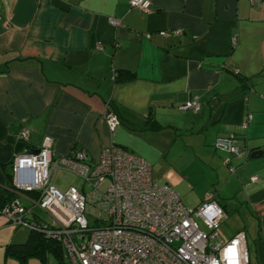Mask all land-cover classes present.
I'll use <instances>...</instances> for the list:
<instances>
[{
    "label": "crops",
    "instance_id": "1",
    "mask_svg": "<svg viewBox=\"0 0 264 264\" xmlns=\"http://www.w3.org/2000/svg\"><path fill=\"white\" fill-rule=\"evenodd\" d=\"M195 97L199 110L179 108ZM107 109L120 120L113 131ZM23 119L26 142L16 140ZM230 133L247 157L214 148ZM46 135L55 156L83 149L90 162L119 145L151 176L166 158H203L218 189L208 183L193 206L213 193L235 223L221 237L243 232L249 264H264V0H145L143 11L129 0H0V264H19L14 246L31 234L1 209L18 200L28 218H46L11 170L13 155L36 151Z\"/></svg>",
    "mask_w": 264,
    "mask_h": 264
},
{
    "label": "built area",
    "instance_id": "2",
    "mask_svg": "<svg viewBox=\"0 0 264 264\" xmlns=\"http://www.w3.org/2000/svg\"><path fill=\"white\" fill-rule=\"evenodd\" d=\"M129 5L145 10V0H129ZM109 23L120 25L115 18H109ZM179 108L197 111L200 103L190 98ZM105 120L112 131L120 125L117 114L109 109ZM245 127L246 122L241 129ZM28 138L29 125L23 119L16 140ZM52 144L46 135L36 151L14 154L11 164L14 186L36 192L37 206L46 218H28L31 209L18 200L6 204L1 214L13 226L57 241L67 264H249L243 232L226 240L221 237L226 213L213 193H207L198 205L187 206L170 186L152 179L145 159L124 147L105 146L98 160L90 162L83 149L55 156ZM213 146L237 157L249 154L241 152L234 133L217 137ZM60 169L79 176L87 191L74 186L58 189L53 181Z\"/></svg>",
    "mask_w": 264,
    "mask_h": 264
},
{
    "label": "rangeland",
    "instance_id": "3",
    "mask_svg": "<svg viewBox=\"0 0 264 264\" xmlns=\"http://www.w3.org/2000/svg\"><path fill=\"white\" fill-rule=\"evenodd\" d=\"M203 165L210 167L203 158H166L155 166L152 179L158 182L159 178L157 179V177H155V173L157 176L161 177H165L167 173L168 177L178 179V186L174 188V191L179 195L184 205L193 206L195 205L194 202L197 194L201 189L205 188L208 183H211V189L208 192L218 189V184H216V182L215 184L210 182L212 181L210 180L212 172L208 169L209 172ZM54 183L57 184L61 190H65L70 185H75L78 188L81 187V191H87V187L82 179L75 173L65 169H60L56 173ZM234 226L235 223L226 217L221 222L220 229H222L224 234L228 237L232 235L230 229ZM16 260L19 264H59V258L52 252H43L39 255H26L25 258H17ZM62 264H67L65 259H63Z\"/></svg>",
    "mask_w": 264,
    "mask_h": 264
},
{
    "label": "trees",
    "instance_id": "4",
    "mask_svg": "<svg viewBox=\"0 0 264 264\" xmlns=\"http://www.w3.org/2000/svg\"><path fill=\"white\" fill-rule=\"evenodd\" d=\"M14 251L18 255V258H25L26 255H39L43 252H52L59 258V264L63 263V251L60 244L46 237L40 232L31 230V234L26 242L15 245Z\"/></svg>",
    "mask_w": 264,
    "mask_h": 264
},
{
    "label": "water",
    "instance_id": "5",
    "mask_svg": "<svg viewBox=\"0 0 264 264\" xmlns=\"http://www.w3.org/2000/svg\"><path fill=\"white\" fill-rule=\"evenodd\" d=\"M260 152L259 151H254L250 154V157H255L256 155H258Z\"/></svg>",
    "mask_w": 264,
    "mask_h": 264
}]
</instances>
